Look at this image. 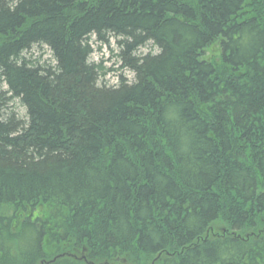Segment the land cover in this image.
Returning a JSON list of instances; mask_svg holds the SVG:
<instances>
[{
    "label": "trees",
    "instance_id": "obj_1",
    "mask_svg": "<svg viewBox=\"0 0 264 264\" xmlns=\"http://www.w3.org/2000/svg\"><path fill=\"white\" fill-rule=\"evenodd\" d=\"M0 84V264H264V0H0Z\"/></svg>",
    "mask_w": 264,
    "mask_h": 264
},
{
    "label": "rangeland",
    "instance_id": "obj_2",
    "mask_svg": "<svg viewBox=\"0 0 264 264\" xmlns=\"http://www.w3.org/2000/svg\"><path fill=\"white\" fill-rule=\"evenodd\" d=\"M92 54L90 55V61L94 64H99L102 67L104 75L101 76V82L106 85H114L118 82V77L123 76L124 78L131 80L133 75L123 68H121L118 52L119 47L117 40L110 38L106 44L97 42L95 39H91ZM145 52H156V50L148 45L141 49ZM33 59H39L40 63H49L52 61L49 51L43 46H36L31 51ZM218 48L216 45L211 46L205 51V58L211 59L217 56ZM7 90L5 84H0V91ZM10 109L14 111L19 117L23 118L25 109L21 106L17 99L12 100L9 104ZM223 228L219 224H213L207 235H215L222 233Z\"/></svg>",
    "mask_w": 264,
    "mask_h": 264
}]
</instances>
